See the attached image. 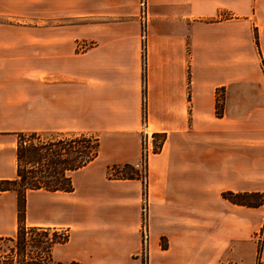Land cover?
<instances>
[{
    "label": "crops",
    "instance_id": "0c3cea01",
    "mask_svg": "<svg viewBox=\"0 0 264 264\" xmlns=\"http://www.w3.org/2000/svg\"><path fill=\"white\" fill-rule=\"evenodd\" d=\"M138 5L0 0V15L54 20L0 26V180L15 178V133L97 137L72 192L27 193L26 226L69 233L51 248L55 263L140 264L143 183L108 169L138 162L145 130L162 140L147 162L148 264H234L245 250L254 259L264 207L222 194L264 192V0H146L144 52ZM15 228L16 197L0 193V237Z\"/></svg>",
    "mask_w": 264,
    "mask_h": 264
},
{
    "label": "trees",
    "instance_id": "16d2710c",
    "mask_svg": "<svg viewBox=\"0 0 264 264\" xmlns=\"http://www.w3.org/2000/svg\"><path fill=\"white\" fill-rule=\"evenodd\" d=\"M254 43L260 54L256 32H254ZM261 63L264 72L262 59ZM215 116L217 118L223 116V109L218 106L217 101ZM47 135L53 134L15 133V178L0 180V193L11 192L15 195L17 224L13 236L0 237V241L12 245L6 257L0 256V264H63L53 262L50 251L54 245L65 244L69 234L58 233L51 229L27 227L25 224L26 194L37 190L72 192L71 173L97 158L99 140L97 137L81 132L56 133V137L50 139L44 137ZM154 138L159 140L157 136ZM161 141L160 139V142L155 144L157 149L161 146ZM108 178L133 180L139 179V174L132 165L125 164L110 167ZM222 198L231 204L247 208L264 206V193L227 192L222 194ZM33 237H37V240ZM31 248L34 250H30ZM259 256L260 251L257 252V264H263L259 261Z\"/></svg>",
    "mask_w": 264,
    "mask_h": 264
},
{
    "label": "rangeland",
    "instance_id": "374dc122",
    "mask_svg": "<svg viewBox=\"0 0 264 264\" xmlns=\"http://www.w3.org/2000/svg\"><path fill=\"white\" fill-rule=\"evenodd\" d=\"M147 11V9H146ZM140 17V8H139V5H138V12H137V20H139L138 18ZM76 24L78 25H85L86 24V18H79L76 22ZM147 23H148V17H147ZM67 23L65 22V20H62L60 21V23L58 25H66ZM39 25H54V20H49L47 23L45 22V20H42L40 21L38 18H32V17H29L27 14H26V19H22V18H18V17H11V16H4V15H0V26H26V27H37ZM147 31V30H146ZM141 32H142V28H141ZM254 32H256V35H257V31H256V28L253 29V35H254ZM146 35H147V32H146ZM141 36V34H140ZM141 40V39H140ZM257 40H258V35H257ZM146 44V43H145ZM86 44H80V50H84L86 49ZM259 48V47H258ZM260 51V50H259ZM260 58H261V54H259ZM262 59V58H261ZM260 68L263 72V69H262V63L260 61ZM264 74V72H263ZM217 97H216V101L218 102V106L223 109L224 111V94L221 93V92H218L217 94ZM45 138H54L56 137L55 134L53 135H47V136H44ZM154 138V136H153ZM16 139V138H15ZM154 141V144H156L159 140H155V138L153 139ZM159 143V142H158ZM154 147H156L154 145ZM158 150L156 149L155 150V153L157 152ZM130 165V164H129ZM133 168L138 172L139 174V171L134 167V165H132ZM146 171H147V167H146ZM143 175L142 174H139V179L142 181L143 179ZM43 191V190H42ZM31 192V191H30ZM11 193V192H10ZM254 193H264V192H254ZM27 195V194H26ZM145 196H146V192H145V195H144V190H143V194H142V202L144 201L145 199ZM146 201V200H145ZM227 201V200H226ZM147 204V202H146ZM244 207V206H242ZM260 207H264V206H260ZM258 207V208H260ZM141 208H142V203H141ZM140 208V209H141ZM247 208V207H246ZM248 209H257V208H248ZM147 210H148V207H147ZM264 210V209H263ZM25 211H26V207H25ZM253 212V214L256 216V218H258L260 216V213L257 211V210H253L251 211ZM147 216H148V213H147ZM143 216H142V213L140 211V225H139V237H140V243H139V248L138 250L134 253L133 257L135 259H138L140 261V264H148V252H147V257L145 258V260H143L140 256V250L143 246V242H142V239H143V236H142V230H143ZM17 224V222H16ZM26 224V223H25ZM28 227V226H27ZM145 229L147 231V251H148V247H149V238H148V223H147V217H146V224H145ZM16 231V228L14 230V232L12 234H10L9 236L7 237H10V236H13L14 233ZM58 233H67L66 231L64 230H56ZM69 234V233H67ZM50 237H51V233H50ZM34 239L37 240V237H33ZM32 238V239H33ZM263 238H264V223L261 227V229L258 231V233L255 234L254 236V239H253V242H254V259H250L251 258V255L250 253L248 254L249 251L245 250L244 251V255L245 257H240L239 261L238 262H234V264H257V261H258V258H257V252L260 251L261 252V249H262V241H263ZM160 246L161 248H165L166 247V243H165V240L164 239H161L160 241ZM12 247V245L10 243H6L4 241H0V256L2 257H6V253L9 251V249ZM30 250H34V248H31ZM0 257V259H1ZM253 260H254V263H253ZM259 261H260V257H259ZM261 262V261H260ZM264 264V263H263Z\"/></svg>",
    "mask_w": 264,
    "mask_h": 264
},
{
    "label": "built area",
    "instance_id": "2783aa9c",
    "mask_svg": "<svg viewBox=\"0 0 264 264\" xmlns=\"http://www.w3.org/2000/svg\"><path fill=\"white\" fill-rule=\"evenodd\" d=\"M139 8H140V17L139 22L142 28V32H141V43H142V51L144 52L145 50V43H146V30H147V11H146V0H139ZM153 135L148 133L147 131H143L142 132V143H141V154H140V158L138 160V162L135 164V168L139 171V174H142L144 177L142 179V183L144 186V195L146 192V167H147V162L149 157L155 153V150L157 149L156 147H154V140H153ZM158 150V149H157ZM141 213L143 218V230H142V242H143V246L140 250V257L145 260V258L147 257V231L145 229V224H146V217H147V204L146 201L144 199V201L142 202V208H141Z\"/></svg>",
    "mask_w": 264,
    "mask_h": 264
}]
</instances>
